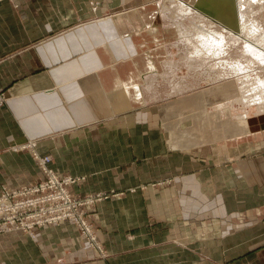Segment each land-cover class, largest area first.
<instances>
[{
	"label": "crops",
	"instance_id": "crops-1",
	"mask_svg": "<svg viewBox=\"0 0 264 264\" xmlns=\"http://www.w3.org/2000/svg\"><path fill=\"white\" fill-rule=\"evenodd\" d=\"M154 1L0 2V189L43 178L31 152L9 148L30 143L80 179L73 197L105 196L86 211L96 245L71 222L13 231L0 234L7 264H264V145L250 111H227L233 81L213 93L219 114L180 101L183 134L161 130L158 99L146 107L176 36Z\"/></svg>",
	"mask_w": 264,
	"mask_h": 264
},
{
	"label": "rangeland",
	"instance_id": "rangeland-1",
	"mask_svg": "<svg viewBox=\"0 0 264 264\" xmlns=\"http://www.w3.org/2000/svg\"><path fill=\"white\" fill-rule=\"evenodd\" d=\"M158 1L159 0H155L154 2L157 3ZM173 1L176 5L177 4L186 5L191 8L197 9L198 6L200 7L202 6L200 5L199 2L203 0H187V1L183 0L186 1V3L181 0H173ZM168 2H169L168 0H161V7L163 8V11L165 13L169 12V16L173 17L175 21L177 20L175 22V27H172L173 25L170 26L172 27L170 29H175L177 27L175 29L176 36L171 37L170 42H167V39H165L167 43L165 47L167 51L171 53V55L169 54L170 56H168V54L167 55L165 54L166 59L160 62L159 64L160 69L159 71L157 70L159 74L155 72L156 74L151 78V80L149 79L145 84V88L148 87L149 89H151L154 82L157 81L155 83L156 85L152 87V90L150 91L145 90V101L147 107V105L149 104L148 103L149 100L155 101L156 99H158L156 103L158 104V108H160V112L159 114H157L158 116H160L158 117V121L159 122L164 121L163 124L162 123L160 124L162 127L161 130L165 132L176 131L182 134L186 132V129L184 128L185 125L182 124L183 120L179 118L181 115L187 116V111L179 115L180 106L183 107L180 101H182L183 98L192 99L190 102L187 103L192 115H196V114L204 115L206 110L209 115L219 114L218 112H214L215 110H212L216 104L213 93H216V90H219L216 87L219 86L223 87V85L225 84H226L225 87H228L227 90L228 89L231 90L232 81H233V85L235 87L233 88L234 91L229 92L228 93L229 97L227 98H233L234 96L237 101L236 104H233V108H231L232 111L229 110L227 111L233 116L236 114H243L245 112L247 113L250 111V115H251L250 122L255 124V127L252 130L256 132V136L252 138L261 141L262 144L264 145V114L257 117L254 114L258 113V108L254 105L249 108L248 107L249 101L246 102L242 100V94L239 91V85L237 84L235 77L230 78L225 76L226 78H229L227 79V82L220 83L221 81H226V79L224 80L222 79L220 81L218 79V76H221L220 74L222 71H224V68L216 66L217 64L216 61L218 60L217 58L216 59L214 58L211 61L205 59L206 58L204 55L205 53L201 52V48H200L201 46L199 45L198 42L199 40L195 33L198 31V28L199 30L204 28V30L207 31L211 30L212 32H216L218 34L223 35L225 38L228 39L226 40L227 54L223 56V61L225 63L226 62L231 63L232 61L243 65H247V58L243 56L244 52L242 50V48H244L243 46L244 43L242 41L244 42L246 41L241 40L237 46V44L234 45L232 43L231 39H234L235 37L238 36L239 39L247 38L249 29L251 28L254 29V28L250 26L248 27L249 28L248 29L246 24H255L254 26L257 28V30L259 27L260 30L258 31L262 32L261 33L262 39L261 42L259 43L264 44V0H233V1L225 0V2L229 5V7L233 9V13L235 15L234 20H231L230 18L232 16L231 13L228 16L230 19L228 17L225 20L224 19L222 20V18H217V13H216L217 9L215 10L213 8L208 9L206 11L203 8L197 9L196 12L197 15L192 13L191 15H187L185 17L184 16L185 13L184 14L177 13L178 7H176V5L173 4V6H171L170 4H168ZM167 8H169L168 9L169 11L167 10ZM200 15L202 17H200ZM164 23H166L164 25L165 28L168 22L166 20H163V24ZM244 25L245 27H243ZM178 28L179 29L181 28L183 31L186 32L185 36L190 35V39H192L191 40L192 43L190 41L189 43L187 41L188 38H185V36L183 38L181 37ZM154 32H156V30H154L153 32L149 31L148 33L149 35L151 34L155 35ZM240 32H242V34ZM193 33L195 34V37L198 41L195 39ZM177 34L180 37H178ZM195 41H197V43H195ZM193 44L196 47H194ZM197 46L200 47L197 48ZM164 52L166 51L164 50ZM194 53L197 54L195 55ZM256 67L255 68L257 70V73L259 74V76H261V79H264V65H258ZM184 89L187 90V93L184 96H182L180 94H182V91ZM243 94L245 93L243 92ZM169 95H180V96L177 97L174 96L169 99ZM200 96L203 98V100L200 99ZM168 102H170V105L172 106L171 107L172 112L170 113V118L166 117L169 113H164V111L166 112L167 110L166 109L167 106H169ZM227 111L225 110V112ZM143 116L146 117L147 113H145ZM239 122L241 127H245L243 125L245 124L244 121L239 119ZM210 132H212V129ZM243 135L244 136L241 137L242 142L247 140L246 130ZM31 147L32 146L30 143L28 144L26 143L25 145L23 144L9 145L10 150H13V152L15 153L31 152V156L36 161L35 155L37 154L34 152L33 149L31 151L29 150ZM2 188L0 189V191L2 190ZM89 195H94V194H89ZM85 196L87 195H84L80 198H83ZM87 208L83 207L82 210L86 212ZM86 217H87V212H86ZM66 222H71V221H66ZM71 223L74 224L73 222ZM74 225L77 226L76 224ZM7 248H8L7 245L0 247V254L7 253ZM2 251L4 252L1 253ZM0 264H7L6 257H0Z\"/></svg>",
	"mask_w": 264,
	"mask_h": 264
},
{
	"label": "built area",
	"instance_id": "built-area-1",
	"mask_svg": "<svg viewBox=\"0 0 264 264\" xmlns=\"http://www.w3.org/2000/svg\"><path fill=\"white\" fill-rule=\"evenodd\" d=\"M3 0H0V2ZM4 102L0 95V105ZM43 178L32 186L0 191V234L22 231L32 234L34 229L71 221L77 225L89 242L96 239L88 224L83 207H89L104 195L73 197L69 188L80 179L58 176L48 168L50 157L35 155Z\"/></svg>",
	"mask_w": 264,
	"mask_h": 264
},
{
	"label": "bare ground",
	"instance_id": "bare-ground-1",
	"mask_svg": "<svg viewBox=\"0 0 264 264\" xmlns=\"http://www.w3.org/2000/svg\"><path fill=\"white\" fill-rule=\"evenodd\" d=\"M168 1H169L168 4H170L171 6H173V4L176 5L173 0H168ZM199 3L202 6L201 7L198 6L197 9H202L203 8L205 11L208 10V9H212V8L215 9V10L217 9V12L214 11V12L217 13V18H222V20L223 19L225 20L229 16V14L231 13V15H232L230 17L231 20L235 19V15L233 13V9L229 7V5L225 2V0H203V1H200ZM176 7H178L177 8V13H182V14L185 13L184 14L185 17L187 15H191L192 13L196 14V12H197V9L191 8V7L186 6V5L177 4ZM168 9L169 8H167V10ZM177 15H179V14H177ZM200 17H202V16L200 15ZM229 19H227V20H229ZM246 25H247V28L250 27V26L254 28V29H252V28L249 29L248 28L249 31H248V34H247V38L239 39V36H238V37H235L234 39H231V38L230 39H231L232 43L234 45L237 44V46H238V44H239V42L241 40H245L246 41V42L242 41L244 43V45H243L244 48H242V50L244 52L243 56L247 58V65H243V64H240V63H237V62H232V61H231V63H227V62L225 63L223 61V56L227 54L226 53L227 52V45H226L227 41L226 40H228L223 35L218 34L216 32H212L211 30H209V31L204 30V28L199 30V28H198V31L195 32L196 36H197V38L199 40L198 41L196 39V37H195V34L194 33L193 34H194L195 39L199 42V45L201 46V47L197 46V48L200 47L201 48V52L205 53L204 54L205 57H206L205 59L211 61L214 58L215 59L217 58L218 59L216 61L217 64L215 63L216 66L224 68V71H222L221 74H220L221 76H218L219 81L222 80V79L223 80L224 79H226V80L229 79V78H226V77H230V78L231 77H235L236 78L235 80L239 84V91L242 94V100L246 101V102L249 101L248 105H254V106H256L258 108V112L259 111L263 112L264 111V79H261V76H259V74L257 73V70H256V68H257L256 66L264 65V44L259 43V42H261V39H262L261 38V33L262 32L258 31V30H260L259 27H258V30H257V28L254 26L255 24H246ZM180 27H182V26H180ZM243 27H245V25ZM180 29L178 28V31L181 34V37L183 38L185 36L186 32L183 31L182 29L181 30ZM240 33L242 34V32H240ZM177 36H178V34H177ZM178 37H180V36H178ZM185 38H188V40H187L188 42L189 41L191 42V40H192V39H190V35L185 36ZM195 39H193V40H195ZM197 41H195V43H197ZM193 46H194V44H193ZM194 47H196V46H194ZM216 66H214V67H216ZM243 92L245 94H243ZM242 100H241V102H242ZM220 109L222 110L221 106H219V110ZM246 116H247V113L244 116H242V117H246Z\"/></svg>",
	"mask_w": 264,
	"mask_h": 264
}]
</instances>
